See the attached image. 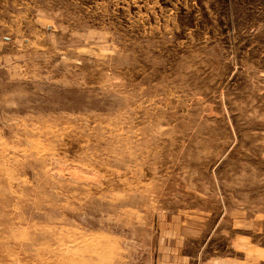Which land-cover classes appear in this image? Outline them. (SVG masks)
I'll list each match as a JSON object with an SVG mask.
<instances>
[{
  "label": "rangeland",
  "instance_id": "374dc122",
  "mask_svg": "<svg viewBox=\"0 0 264 264\" xmlns=\"http://www.w3.org/2000/svg\"><path fill=\"white\" fill-rule=\"evenodd\" d=\"M0 264H264V0H0Z\"/></svg>",
  "mask_w": 264,
  "mask_h": 264
}]
</instances>
